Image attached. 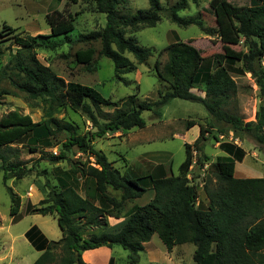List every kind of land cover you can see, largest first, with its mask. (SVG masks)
I'll use <instances>...</instances> for the list:
<instances>
[{
    "label": "trees",
    "instance_id": "1",
    "mask_svg": "<svg viewBox=\"0 0 264 264\" xmlns=\"http://www.w3.org/2000/svg\"><path fill=\"white\" fill-rule=\"evenodd\" d=\"M70 1L75 3V0ZM198 1L176 0L170 7L163 8L159 0H147V9L128 16L119 13L124 0H94L97 12L105 15V26L81 36L76 42H98L99 50H78L74 53L75 62L93 71L94 55L106 58L113 65V78L124 83L122 75L132 72L136 64H142L152 56V50L140 46L132 32L152 28L164 16L179 27L195 25L203 34L214 36L223 45L235 46L243 39L245 52L241 55L239 71L249 73L263 93L264 68L260 61L264 56V0H210L208 10L215 23L212 28L206 27L199 17L182 18L178 15L189 3L197 4ZM73 21L74 17L69 13L54 10L45 15L49 35L11 36L17 48L0 69V80L7 79L16 92L30 100L39 99L44 105V120L39 122L18 111L0 118V171L10 200L9 216L17 220L20 197L6 186L7 175L20 180L30 173L31 168L8 162L1 151L14 152L11 145L28 136L42 140L65 133L62 151L58 156L47 157V161L54 165L66 160L70 168L63 173L89 179L93 184L94 196L80 197L65 179L57 178L56 186L45 183L47 191L41 200L27 205L25 214L54 216L61 232L57 241L47 240L36 226L25 232L26 240L40 253L32 264H85L83 252L114 246L128 253V264H138L143 245L153 235L158 237L167 252L182 244L194 246V264H264V176L234 177L235 164L245 156L240 147L230 143L219 145L225 156L216 157L211 164L215 182L212 187L204 183L203 205L197 202L198 192L188 179L193 163L200 169L209 160L203 147L206 134L211 132L201 125L197 139L192 144H184L185 158L177 175H165L163 165L155 167L160 171L158 175H121L91 144L106 133L142 129L145 125L141 117L143 112L151 111L160 116L161 107L170 100L179 99L201 105L216 123L248 136L264 149L263 103L258 106L254 122H243L238 115L225 111L236 92L229 70L234 67L235 59L213 56L214 66L211 71H204V81L201 82L203 57L200 52L188 42H173L162 50L166 53V62L161 67L158 62L154 64L156 75L166 85L165 91L158 92V100L139 101L135 95H130L111 101L92 87L76 82L64 83L36 58L37 48L56 49L58 43L49 42L50 39L72 32ZM14 30L3 25L0 37L11 35ZM7 70L13 71L14 76L8 75ZM201 83L204 96L191 91ZM6 94L9 92L0 90V96ZM103 106L112 107V112L103 114L100 109ZM64 108L80 111L94 131L79 135L73 124L53 117ZM100 114L106 116L102 122L98 120ZM193 125V121L187 122V127ZM72 147L86 157L85 162L67 159L64 152ZM28 151L35 152V147L28 148ZM147 182L153 198L143 206L133 207L115 233H106L107 216L120 218L119 211L124 203L140 198L146 192L141 183ZM109 189L118 192L119 196L111 195ZM97 230L101 233L95 234ZM108 264H114L113 260L109 259Z\"/></svg>",
    "mask_w": 264,
    "mask_h": 264
},
{
    "label": "rangeland",
    "instance_id": "2",
    "mask_svg": "<svg viewBox=\"0 0 264 264\" xmlns=\"http://www.w3.org/2000/svg\"><path fill=\"white\" fill-rule=\"evenodd\" d=\"M119 13L132 15L137 10L148 8L147 0H124ZM176 0H159L163 8L170 7ZM210 0H199L197 4L189 3L187 8L178 13L182 18L199 17L208 28L215 26L214 18L208 10ZM58 10L74 17L73 31L52 37L49 42H57L54 50L42 47L36 49L38 61L50 68L59 78L66 82H76L95 89L102 97L111 101H119L130 95H135L139 101L158 100V92H163L166 85L160 81L154 71L155 62L161 67L167 60L166 53L162 50L169 44L177 41L188 42L194 46L203 57L200 77L205 70H212L214 66L213 56H230L235 59V65L229 68L230 75L236 84V92L229 100L225 108L228 113L236 114L243 122H254L258 106L264 104V92L260 93L255 80L249 73H241V55L245 52L243 39L235 46H227L220 43L214 36L203 34L195 25L179 27L162 16L152 28H140L132 32L137 43L152 50V56L142 64H136L135 69L122 75L124 83L113 78V65L106 59L95 54L92 64L95 70L89 71L85 65L77 64L74 53L78 50L93 48L99 50V43L90 44L76 42L81 36L101 30L106 23L105 15L97 12L94 0H0V31L3 25L14 30L11 35L0 37V69L11 59L16 50L11 36H36L49 35L50 29L45 22V15ZM264 68V56L260 61ZM7 74L14 76V72L7 70ZM204 81L201 80V82ZM203 84H198L191 91L204 96ZM199 86V87H198ZM0 90H6L9 94L0 96V118L11 112L18 111L28 115L34 122L44 120V105L41 100H30L23 94L16 92L7 79L0 80ZM101 112L110 114L112 107H100ZM160 116L151 111L141 114L144 120L142 129L133 128L129 131H116L106 133L102 138L92 141L95 150L102 152L112 166L121 175L147 176L158 175L160 171L155 169L157 165H163L165 175H177L178 167L184 161V144H192L199 135L198 125L209 130L206 134L203 153L209 158L202 168L197 169L191 165L188 171L190 182L195 185L198 198L205 199L203 185L209 183L212 187L215 182L214 170L211 164L218 156H225L220 149L221 143L234 144L240 147L245 156L241 162H237L234 170L236 178H259L264 176V149L248 136L225 129L222 123H216L197 103L173 99L159 109ZM53 117L68 122L76 127L79 135L93 132L91 123L80 111H72L69 108L60 109ZM106 116L98 115L99 122ZM193 121L194 125L187 127V122ZM222 130V132H219ZM66 134L58 133L54 137L35 140L32 136L24 138L17 144L11 145L14 152L1 151L7 157L8 162L18 163L25 168H31L28 175L20 180L7 175L6 186L20 197V209L17 220L9 216L10 200L6 187L2 182L0 171V264H32L39 252L35 251L26 240L24 234L32 226H36L47 240L57 241L61 238V232L54 216L27 215L25 210L28 204H36L41 200L47 188L45 183L56 186L57 178L65 179L80 197L93 195V184L89 179L79 176L73 177L67 173L69 162L60 161L50 164L49 156H58L62 151L61 144L65 142ZM35 147V152L28 148ZM68 160L72 162H85L86 157L72 147L64 152ZM193 156L196 157L195 152ZM92 162V159H90ZM1 165V161H0ZM162 173V172H161ZM146 192L138 199L124 203L119 211L118 219L106 218L108 228L106 233H115L119 226L131 213L133 207L143 206L153 198V191L147 182L141 183ZM111 195L119 196L118 192L109 189ZM94 196V195H93ZM101 231H95L100 234ZM194 246L182 244L167 252L161 241L153 235L150 241L143 245V251L139 254L138 264H194L192 255ZM128 253L118 246L112 249L105 247L82 253L85 264H108L112 259L114 264H128Z\"/></svg>",
    "mask_w": 264,
    "mask_h": 264
},
{
    "label": "crops",
    "instance_id": "3",
    "mask_svg": "<svg viewBox=\"0 0 264 264\" xmlns=\"http://www.w3.org/2000/svg\"><path fill=\"white\" fill-rule=\"evenodd\" d=\"M198 128H199V125H198ZM236 165V164H235ZM235 170V169H234ZM198 203H202L203 205H205V199H198V201H197Z\"/></svg>",
    "mask_w": 264,
    "mask_h": 264
},
{
    "label": "built area",
    "instance_id": "4",
    "mask_svg": "<svg viewBox=\"0 0 264 264\" xmlns=\"http://www.w3.org/2000/svg\"><path fill=\"white\" fill-rule=\"evenodd\" d=\"M192 167V166H191ZM191 167H190V169H191ZM189 179V178H188ZM190 180V179H189Z\"/></svg>",
    "mask_w": 264,
    "mask_h": 264
}]
</instances>
